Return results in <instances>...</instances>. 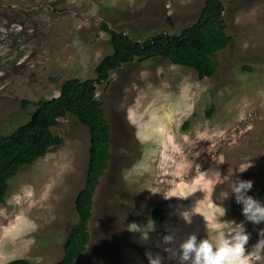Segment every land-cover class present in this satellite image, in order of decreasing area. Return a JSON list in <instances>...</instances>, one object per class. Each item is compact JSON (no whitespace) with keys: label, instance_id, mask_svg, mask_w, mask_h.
I'll return each mask as SVG.
<instances>
[{"label":"rangeland","instance_id":"obj_1","mask_svg":"<svg viewBox=\"0 0 264 264\" xmlns=\"http://www.w3.org/2000/svg\"><path fill=\"white\" fill-rule=\"evenodd\" d=\"M204 3L0 0V134L28 121L64 81L97 77L95 68L113 51L105 25L136 39L179 34ZM223 4L232 41L217 53L214 77L146 56L97 85L111 155L94 195L90 242L76 264H149V254L180 264L173 253L190 235L215 241L240 224L250 237L247 253L264 239V222L248 221L232 193V183L252 181L247 195L264 205V0ZM54 130L63 143L22 168L0 204V264L57 263L78 222L90 133L69 115ZM185 213H192L190 223Z\"/></svg>","mask_w":264,"mask_h":264},{"label":"trees","instance_id":"obj_2","mask_svg":"<svg viewBox=\"0 0 264 264\" xmlns=\"http://www.w3.org/2000/svg\"><path fill=\"white\" fill-rule=\"evenodd\" d=\"M223 1L205 0L198 19L179 34L161 30L136 39L126 31L111 30L105 25L113 51L95 68L97 77L64 81L59 95L40 101L28 121L7 134H0V204H3L9 194L10 181L21 169L35 164L53 147L63 143V137L54 130L61 117L69 115L89 130L85 186L75 199L78 222L70 226L63 257L55 264H76L85 254L90 242L94 195L109 165L111 125L102 101L97 98V85L124 63L146 56H163L171 63L195 70L201 77H214L219 68L217 53L232 41L226 31ZM259 197L264 199V187ZM8 264L31 263L19 260Z\"/></svg>","mask_w":264,"mask_h":264},{"label":"clouds","instance_id":"obj_3","mask_svg":"<svg viewBox=\"0 0 264 264\" xmlns=\"http://www.w3.org/2000/svg\"><path fill=\"white\" fill-rule=\"evenodd\" d=\"M212 172L215 179H221L219 172ZM252 187V181L237 180L232 183V193L235 194L236 202L243 205V215L246 219L259 224L264 222V205L247 195ZM191 216L192 213L184 214L186 222H191ZM260 235L264 237V231H261ZM249 238L243 224L221 233L215 241L208 238L197 242V236L190 235L179 245L178 252H174L173 256L178 254L180 264H251L253 258L264 261V239H261L250 253H247L246 245ZM172 242V236L164 237V243ZM165 251L170 250L166 248ZM161 259L158 255L156 257L148 255L149 264H161Z\"/></svg>","mask_w":264,"mask_h":264}]
</instances>
